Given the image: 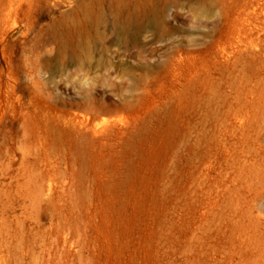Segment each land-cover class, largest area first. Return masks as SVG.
Instances as JSON below:
<instances>
[{
  "label": "rangeland",
  "instance_id": "374dc122",
  "mask_svg": "<svg viewBox=\"0 0 264 264\" xmlns=\"http://www.w3.org/2000/svg\"><path fill=\"white\" fill-rule=\"evenodd\" d=\"M0 264H264V0H0Z\"/></svg>",
  "mask_w": 264,
  "mask_h": 264
},
{
  "label": "bare ground",
  "instance_id": "6f19581e",
  "mask_svg": "<svg viewBox=\"0 0 264 264\" xmlns=\"http://www.w3.org/2000/svg\"><path fill=\"white\" fill-rule=\"evenodd\" d=\"M125 4V3H124ZM127 4V3H126Z\"/></svg>",
  "mask_w": 264,
  "mask_h": 264
}]
</instances>
